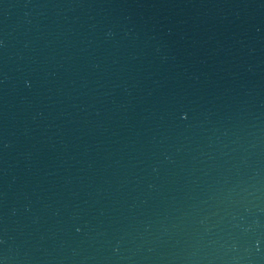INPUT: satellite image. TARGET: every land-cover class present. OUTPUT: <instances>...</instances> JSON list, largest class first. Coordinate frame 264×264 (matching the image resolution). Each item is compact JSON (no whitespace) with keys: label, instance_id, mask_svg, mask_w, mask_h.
<instances>
[{"label":"water","instance_id":"water-1","mask_svg":"<svg viewBox=\"0 0 264 264\" xmlns=\"http://www.w3.org/2000/svg\"><path fill=\"white\" fill-rule=\"evenodd\" d=\"M0 264H264V0H0Z\"/></svg>","mask_w":264,"mask_h":264}]
</instances>
